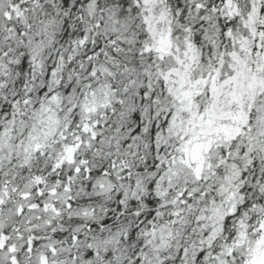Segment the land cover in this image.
I'll list each match as a JSON object with an SVG mask.
<instances>
[{"label": "snow or ice", "instance_id": "snow-or-ice-1", "mask_svg": "<svg viewBox=\"0 0 264 264\" xmlns=\"http://www.w3.org/2000/svg\"><path fill=\"white\" fill-rule=\"evenodd\" d=\"M0 264H264V0H0Z\"/></svg>", "mask_w": 264, "mask_h": 264}]
</instances>
